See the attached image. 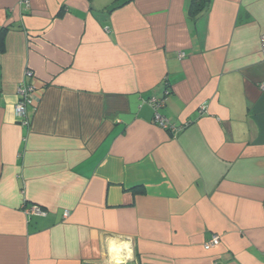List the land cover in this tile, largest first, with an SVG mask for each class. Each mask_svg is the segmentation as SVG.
Segmentation results:
<instances>
[{
    "label": "crops",
    "instance_id": "obj_1",
    "mask_svg": "<svg viewBox=\"0 0 264 264\" xmlns=\"http://www.w3.org/2000/svg\"><path fill=\"white\" fill-rule=\"evenodd\" d=\"M30 2L0 0V264H264V0Z\"/></svg>",
    "mask_w": 264,
    "mask_h": 264
},
{
    "label": "built area",
    "instance_id": "obj_2",
    "mask_svg": "<svg viewBox=\"0 0 264 264\" xmlns=\"http://www.w3.org/2000/svg\"><path fill=\"white\" fill-rule=\"evenodd\" d=\"M21 4L24 8V11H28L31 7L30 0H20ZM261 54L264 60V34L261 36ZM186 57L185 53H179V58L183 59ZM262 90L264 91V84L262 85ZM38 91L37 81L33 72L27 70L25 73L24 80L20 83L17 89V102L15 105V117L17 121L25 126L30 127L31 119L29 115V109L34 108L36 104V94ZM1 95V91H0ZM150 107L153 108L155 112V120L156 123L164 130L175 136L180 131L183 130L184 127H179L169 123L164 116H162L159 111L164 107L165 103L163 100H158L156 98H152L151 100L147 101ZM24 212L27 216H37V217H44L46 216V211L38 206V205H31L24 209ZM68 216V213L65 214ZM221 238L219 236H214L206 245V250H211L219 245Z\"/></svg>",
    "mask_w": 264,
    "mask_h": 264
},
{
    "label": "trees",
    "instance_id": "obj_3",
    "mask_svg": "<svg viewBox=\"0 0 264 264\" xmlns=\"http://www.w3.org/2000/svg\"><path fill=\"white\" fill-rule=\"evenodd\" d=\"M211 0H191L189 8V17L193 20H197L202 15H204L209 7ZM5 31H2L1 35H4ZM3 36L0 37V46H3Z\"/></svg>",
    "mask_w": 264,
    "mask_h": 264
},
{
    "label": "clouds",
    "instance_id": "obj_4",
    "mask_svg": "<svg viewBox=\"0 0 264 264\" xmlns=\"http://www.w3.org/2000/svg\"><path fill=\"white\" fill-rule=\"evenodd\" d=\"M117 264H120V261L119 260H117Z\"/></svg>",
    "mask_w": 264,
    "mask_h": 264
}]
</instances>
